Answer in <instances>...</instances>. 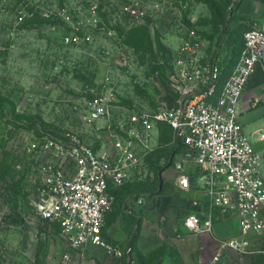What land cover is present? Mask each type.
Returning <instances> with one entry per match:
<instances>
[{
  "label": "built area",
  "instance_id": "obj_1",
  "mask_svg": "<svg viewBox=\"0 0 264 264\" xmlns=\"http://www.w3.org/2000/svg\"><path fill=\"white\" fill-rule=\"evenodd\" d=\"M126 10L136 11L133 5ZM57 16L67 26L62 38L66 46L93 43V34L85 27L97 25L96 5L84 7L79 0L75 9H62L55 0L0 1V30L6 29L11 45L26 32L29 19ZM202 45L198 37L182 39L169 73L171 105L132 111L128 119L125 114V119L116 116L123 108L107 74L104 85L80 104L81 131L66 132L63 138L47 134L27 138L24 151L38 184L34 216L57 224L70 248L93 245L119 258L132 252L130 246L122 248L104 236L105 218L114 206L110 189L133 178L153 150L159 124L165 122L184 147L185 159L175 162L180 187L191 189L196 170L204 179L207 212L189 213L186 228L208 233L215 220L230 216L239 226L235 234L218 240L215 254L195 264H220L229 251L237 252L241 264H246L249 255L264 253L252 248L253 236L264 231V150L254 147L238 111L250 77L259 65L264 67V21L246 31L239 60L223 83L221 65L202 61ZM257 101L264 102V93Z\"/></svg>",
  "mask_w": 264,
  "mask_h": 264
},
{
  "label": "rangeland",
  "instance_id": "obj_2",
  "mask_svg": "<svg viewBox=\"0 0 264 264\" xmlns=\"http://www.w3.org/2000/svg\"><path fill=\"white\" fill-rule=\"evenodd\" d=\"M55 1L62 9H75L79 0ZM80 1L84 7L96 5L99 16L97 25L85 27L93 34V43L81 48L62 42L67 26L60 16L28 21L31 27L13 45L6 29L0 30L2 245L19 226L35 219L38 184L24 151L27 138L41 134L63 138L66 132L81 131L80 104L104 85L107 74L123 108L116 116L128 119L132 111L150 112L171 105L172 92L161 76L167 78L166 71L170 73L172 67L167 68L177 57L182 39L198 37L210 46L218 42L232 20L236 0ZM132 5L136 11H127ZM162 61L166 65L157 71ZM183 159L184 147L174 130L166 124L158 126L153 150L125 190L157 193L162 171ZM53 231L60 234L59 229Z\"/></svg>",
  "mask_w": 264,
  "mask_h": 264
},
{
  "label": "crops",
  "instance_id": "obj_3",
  "mask_svg": "<svg viewBox=\"0 0 264 264\" xmlns=\"http://www.w3.org/2000/svg\"><path fill=\"white\" fill-rule=\"evenodd\" d=\"M263 21L264 0H236L226 33L215 44L202 45V61H217L221 65L222 83L239 60L246 31ZM263 84L264 67L259 65L238 105L239 120L257 150H264V138H260L264 135V102H256L263 96ZM97 143L101 144L98 140ZM160 176L162 182L155 194L126 191L125 185L110 189L114 206L106 215L103 233L120 247L132 248L125 257L110 256L93 245L72 249L61 233H53V229L60 230L57 224L35 218L4 239L3 245L0 244V260L3 264H195L200 258H210L217 251L218 240L237 232L236 217L215 220L208 233L190 232L185 226L188 214L205 215L208 209L201 189L203 174L196 170L190 190L178 184L175 166L162 171ZM139 198L144 202L139 203ZM252 248L264 249V231L253 236ZM263 262L264 253H253L246 259V264ZM220 264H241L240 256L229 251Z\"/></svg>",
  "mask_w": 264,
  "mask_h": 264
},
{
  "label": "trees",
  "instance_id": "obj_4",
  "mask_svg": "<svg viewBox=\"0 0 264 264\" xmlns=\"http://www.w3.org/2000/svg\"><path fill=\"white\" fill-rule=\"evenodd\" d=\"M36 20H37V19H36ZM40 20H42V19L40 18L39 21H40ZM31 21H32V20H29V23H31ZM29 23H28V21H27L26 27H31V26H30L31 24H29ZM163 57H164V55H163V53L161 52L160 59H163ZM162 65H163V66L166 65V64L164 63V61H162V62H160V63L157 64V66L155 67V68L157 69V71H158V69H160V70L163 69ZM170 67H172V66L169 65V67H168L167 69H169ZM156 69H154V70H156ZM164 69H165V68H164ZM222 73H223V72H222ZM165 74L168 75L167 78L163 77V75H162V76H161V80H164L165 83H167V81H168V79H169V74L167 73V71H166ZM165 79H166V80H165ZM221 79H222V78H221ZM163 124H166V125H168L169 127H171L168 123H165V122L160 123L159 126H162Z\"/></svg>",
  "mask_w": 264,
  "mask_h": 264
}]
</instances>
